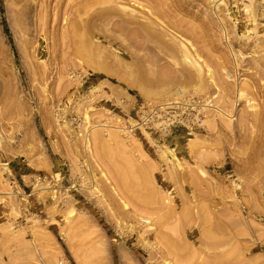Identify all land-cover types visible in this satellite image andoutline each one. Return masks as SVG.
Segmentation results:
<instances>
[{
  "label": "rangeland",
  "instance_id": "obj_1",
  "mask_svg": "<svg viewBox=\"0 0 264 264\" xmlns=\"http://www.w3.org/2000/svg\"><path fill=\"white\" fill-rule=\"evenodd\" d=\"M0 264H264V0H0Z\"/></svg>",
  "mask_w": 264,
  "mask_h": 264
}]
</instances>
